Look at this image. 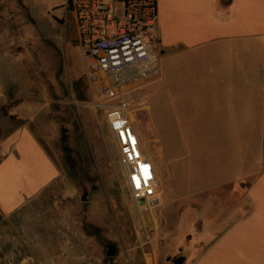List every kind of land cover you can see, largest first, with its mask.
<instances>
[{
  "label": "crops",
  "instance_id": "0c3cea01",
  "mask_svg": "<svg viewBox=\"0 0 264 264\" xmlns=\"http://www.w3.org/2000/svg\"><path fill=\"white\" fill-rule=\"evenodd\" d=\"M157 3L161 58L204 56V99L193 98L204 100V209L190 213L199 227L170 244H182L186 264H264V0ZM14 15L0 6V216L56 221L54 230L45 226L55 234L42 248L53 255L50 264H161L164 257L172 264L173 251L145 244L110 247L108 255L86 230L95 229L96 216L88 215L82 231L86 216L65 209L75 200L60 146L64 89L26 71L39 60L18 48L27 41L11 34Z\"/></svg>",
  "mask_w": 264,
  "mask_h": 264
},
{
  "label": "rangeland",
  "instance_id": "374dc122",
  "mask_svg": "<svg viewBox=\"0 0 264 264\" xmlns=\"http://www.w3.org/2000/svg\"><path fill=\"white\" fill-rule=\"evenodd\" d=\"M65 5L66 0H0L2 8L7 6L15 13L11 34L27 41L18 48L27 47L30 56L39 60L26 71H37L44 84L64 89L65 106L54 111L63 115L60 146L65 187L75 200L66 201V205H80L75 211L65 209L86 216L82 231L89 226L88 215L96 216L95 229L86 230L106 252L110 247L145 244L149 249L168 248L174 258L184 247H173L171 237L177 235L183 243L199 227L190 221V213L204 209V100L193 101L204 99V56L160 57L159 67L165 69L121 94L131 105L144 153L156 163L162 177L160 203L149 207L146 219L132 197L107 121L108 107L117 105L118 99L111 101L102 79L91 77L77 43L74 15H67ZM155 81L165 96L156 94ZM84 188L88 191L86 202ZM47 224L52 230L57 228L56 221L0 216V264H50L53 255L42 252L54 233ZM68 256L64 255L71 258ZM161 264L170 263L164 257Z\"/></svg>",
  "mask_w": 264,
  "mask_h": 264
},
{
  "label": "built area",
  "instance_id": "2783aa9c",
  "mask_svg": "<svg viewBox=\"0 0 264 264\" xmlns=\"http://www.w3.org/2000/svg\"><path fill=\"white\" fill-rule=\"evenodd\" d=\"M67 9L75 15L77 43L91 77L102 79L111 101L118 99L108 107L107 121L132 197L157 207L156 167L144 153L131 105L121 96L126 88L158 74L157 0H69Z\"/></svg>",
  "mask_w": 264,
  "mask_h": 264
},
{
  "label": "water",
  "instance_id": "95a60500",
  "mask_svg": "<svg viewBox=\"0 0 264 264\" xmlns=\"http://www.w3.org/2000/svg\"><path fill=\"white\" fill-rule=\"evenodd\" d=\"M86 200H87V195L83 198L84 202H86ZM139 207H140L141 211L143 212L145 218L148 219V217H150V209L144 200L139 202ZM113 251L114 250L110 248L108 251V255H111ZM180 252H181L180 255L169 259V261L172 264H186L188 256L186 254H184L183 249H181Z\"/></svg>",
  "mask_w": 264,
  "mask_h": 264
},
{
  "label": "flooded vegetation",
  "instance_id": "af4514ba",
  "mask_svg": "<svg viewBox=\"0 0 264 264\" xmlns=\"http://www.w3.org/2000/svg\"><path fill=\"white\" fill-rule=\"evenodd\" d=\"M84 190H85V193H86V195H88V191H87V189H86V188H84Z\"/></svg>",
  "mask_w": 264,
  "mask_h": 264
},
{
  "label": "bare ground",
  "instance_id": "6f19581e",
  "mask_svg": "<svg viewBox=\"0 0 264 264\" xmlns=\"http://www.w3.org/2000/svg\"><path fill=\"white\" fill-rule=\"evenodd\" d=\"M159 181V180H158ZM158 184V186H159V183H157Z\"/></svg>",
  "mask_w": 264,
  "mask_h": 264
}]
</instances>
